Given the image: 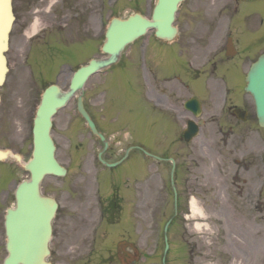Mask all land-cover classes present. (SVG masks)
I'll use <instances>...</instances> for the list:
<instances>
[{"label":"flooded vegetation","instance_id":"1","mask_svg":"<svg viewBox=\"0 0 264 264\" xmlns=\"http://www.w3.org/2000/svg\"><path fill=\"white\" fill-rule=\"evenodd\" d=\"M94 1L88 13V3L83 8L69 0H14L15 19L5 53L8 71L0 84L3 236L6 209L16 206L19 182V166L8 154L18 153L19 147L28 149L22 151L25 155L33 151V137L21 136L16 124L29 127L32 104L46 87L56 84L69 92L74 72L99 59ZM184 9L178 41L135 43L119 64L91 74L54 116L57 159L68 173L76 166L69 195L75 197L77 209L85 203L94 207V196H99L112 224L127 218L140 231L147 215V142L165 145L163 162H170L171 168L170 160L175 162L176 223L192 218V196L207 202L200 199L201 184L218 194L222 210L254 202L258 119L254 99L244 87L250 66L264 53V0H186ZM80 96L104 139L90 131L79 113ZM20 99L22 104L31 100V105L20 104ZM190 121L204 130L197 155L194 142L184 135ZM100 155L109 163H120L108 168ZM236 184L242 186L237 193L241 202L232 198L230 186ZM41 189L61 206L64 182L57 193L44 185ZM135 246L124 241L119 255L131 256L132 250L133 256H141Z\"/></svg>","mask_w":264,"mask_h":264},{"label":"rangeland","instance_id":"2","mask_svg":"<svg viewBox=\"0 0 264 264\" xmlns=\"http://www.w3.org/2000/svg\"><path fill=\"white\" fill-rule=\"evenodd\" d=\"M69 4L83 5L88 3L87 12H90V3L94 0H69ZM156 0H98V42L103 41L101 28L113 16L126 17L131 12L140 11L150 17ZM96 5V4H95ZM87 13V15H89ZM185 9L178 15L179 23H183ZM86 18V16H85ZM152 35V33H149ZM142 40V39H141ZM30 87V86H28ZM43 88V86L41 87ZM20 99V104H22ZM28 102H23L26 106ZM22 125L19 124V134L22 135ZM152 135L155 131H151ZM204 133L199 135L193 143L195 154H199ZM164 146L165 145H161ZM147 142L145 149L150 155L164 153V147ZM258 147V185L253 203L242 202L236 209L222 210L218 201V194L211 188L200 185L199 202L197 194L195 199L201 205L205 217H192L189 221L172 224L168 230L170 252L168 264H264V130L257 132ZM26 152L28 149L19 147ZM169 152V150H167ZM147 156V155H146ZM145 172L147 211L146 222L141 230L136 224L135 231L131 230V221L125 218L123 223L110 225L101 221L99 203L94 207L85 203L80 208L75 207V197L69 195L70 181L76 173V166L70 167L67 178H46L44 186L51 192L57 193L63 182L66 193L61 199V209L54 225V238L52 242L53 264H162L164 252V226L173 214V194L170 189V165L162 164L151 158H146ZM19 177H24L23 171L18 170ZM163 183L167 188H162ZM240 184L230 186L234 190V202H241L239 195ZM97 186L92 187L95 193ZM213 189V188H212ZM110 188L106 193H110ZM199 191V189H198ZM213 199V200H212ZM215 200V201H214ZM214 201V203H213ZM257 202V203H256ZM207 223L209 229L199 231L196 223ZM1 236V229H0ZM135 244L136 250L144 253L139 257H129L123 263L116 256L117 246L122 241ZM5 250L0 237V264Z\"/></svg>","mask_w":264,"mask_h":264},{"label":"water","instance_id":"3","mask_svg":"<svg viewBox=\"0 0 264 264\" xmlns=\"http://www.w3.org/2000/svg\"><path fill=\"white\" fill-rule=\"evenodd\" d=\"M11 1L0 0V83L6 74L4 52L8 47L9 33L14 18ZM182 1L157 0L152 19L140 13L132 14L126 19L113 18L106 32V42L103 47L109 57L92 62L89 68L98 66L100 69L115 63L126 45L144 35L149 29H155L156 36L159 38L173 40L177 33L173 23L178 6ZM78 81L79 76H75L72 89L78 88ZM247 82L246 89L253 94L256 100L259 122L264 126V55L252 66ZM69 98L70 95L62 93L57 86H51L43 93L34 122L33 155L24 163V167L31 176L30 179L20 183L17 191V207L10 208L6 217L8 255L3 264H52L48 261L51 254L49 246L53 232L52 221L58 205L54 199L41 195L40 185L48 174L62 176L66 174V169L56 160V146L51 129L54 114L66 105ZM80 111L95 131L83 107ZM196 130L194 127L191 132L195 133ZM17 159L21 161L20 156H17ZM165 239L166 253L169 247L167 236ZM163 262L166 264L165 256Z\"/></svg>","mask_w":264,"mask_h":264},{"label":"bare ground","instance_id":"4","mask_svg":"<svg viewBox=\"0 0 264 264\" xmlns=\"http://www.w3.org/2000/svg\"><path fill=\"white\" fill-rule=\"evenodd\" d=\"M14 209V208H13ZM192 214L194 217L202 218L204 217V213L202 209L197 205V203L194 201L192 205ZM196 228L199 231L208 230V224L207 223H196Z\"/></svg>","mask_w":264,"mask_h":264}]
</instances>
